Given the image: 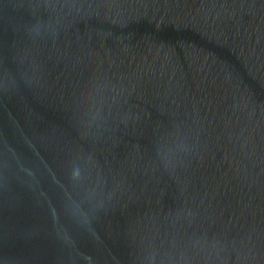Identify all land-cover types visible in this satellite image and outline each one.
Returning a JSON list of instances; mask_svg holds the SVG:
<instances>
[{"label": "water", "instance_id": "obj_1", "mask_svg": "<svg viewBox=\"0 0 264 264\" xmlns=\"http://www.w3.org/2000/svg\"><path fill=\"white\" fill-rule=\"evenodd\" d=\"M0 264H264V0H0Z\"/></svg>", "mask_w": 264, "mask_h": 264}]
</instances>
